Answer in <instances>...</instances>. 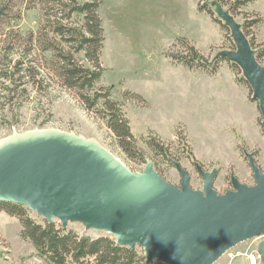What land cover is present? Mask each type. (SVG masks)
I'll use <instances>...</instances> for the list:
<instances>
[{
    "label": "rangeland",
    "instance_id": "rangeland-1",
    "mask_svg": "<svg viewBox=\"0 0 264 264\" xmlns=\"http://www.w3.org/2000/svg\"><path fill=\"white\" fill-rule=\"evenodd\" d=\"M63 1L69 8L60 7L58 0H0V63L15 59L22 49L31 47L29 41L33 38L34 48L28 59L38 58L45 66L42 49L46 44L50 41L56 48L62 47L59 39L46 35L50 23L64 15H60L59 9L68 11L74 5L89 0ZM99 1L98 13L104 29L100 60L105 71L96 88L113 87L112 98L124 104L135 139L131 155L119 146L104 122L88 112L72 95L57 89L37 91L28 77L23 81L27 82L24 87L28 90L23 95H13L4 90L5 86L11 88L12 84L0 79V139L12 135L14 131L25 133L35 129H59L98 140L135 173L143 172L150 160L164 180L178 187L181 176L173 161L180 163L188 172L194 190L203 187L197 165L204 171L218 169L213 187L219 194L233 189L232 175L240 183L253 186L255 181L245 152L253 153L264 171V149L247 145L239 133H222L217 115L210 116L207 125L188 114L183 106L187 94L184 74L176 67L192 71L177 63L178 60L175 63L167 57L168 53L178 58L189 53L185 45L177 42L184 39L212 62L219 52L235 49L230 31L215 22L218 19L216 15L211 17L200 12L198 0ZM200 1L202 5L209 2V8L214 12V6L210 4L214 0ZM223 1L226 10L233 2ZM242 12L235 15L242 26L246 21L255 19L257 14L263 18L261 26L247 29L256 56L260 55L264 45V0L244 7ZM69 23L81 26L84 17L74 15ZM177 34L185 37L177 36L171 41L172 36ZM77 59L84 60L83 55L77 56ZM222 60L218 63L219 67H230L237 82L244 78L237 65ZM260 63L264 66V58L260 59ZM238 83L258 106L252 99L253 93L246 80ZM128 92L140 95L145 102L138 105L127 95ZM258 115V127L264 135L259 107ZM30 216L41 220L32 212ZM54 223L58 228L61 226L59 221ZM67 230L91 239L111 237L106 233L88 231L80 224H69ZM21 231L19 219L0 210V264H51L38 255L29 241L21 238ZM263 239L256 238L238 245L215 264H249L248 256ZM135 250L139 258H144L139 264H160L157 261L148 262L143 248L136 247ZM258 264L263 263L260 261Z\"/></svg>",
    "mask_w": 264,
    "mask_h": 264
},
{
    "label": "water",
    "instance_id": "water-1",
    "mask_svg": "<svg viewBox=\"0 0 264 264\" xmlns=\"http://www.w3.org/2000/svg\"><path fill=\"white\" fill-rule=\"evenodd\" d=\"M210 3L235 44L215 59L240 68L264 131V66L242 25L217 0ZM245 156L255 184L232 175L233 189L219 194L213 187L217 168L197 165L203 187L194 190L175 161L180 187L164 180L150 160L143 172L131 171L94 138L59 129L14 131L0 139V202L24 206L63 229L80 224L106 233L119 246L141 247L148 262L215 264L238 245L264 238V171L253 153ZM258 254L264 264V239Z\"/></svg>",
    "mask_w": 264,
    "mask_h": 264
},
{
    "label": "trees",
    "instance_id": "trees-1",
    "mask_svg": "<svg viewBox=\"0 0 264 264\" xmlns=\"http://www.w3.org/2000/svg\"><path fill=\"white\" fill-rule=\"evenodd\" d=\"M198 1L200 12H205L211 17L215 16L209 8V2L202 5L201 1ZM217 1L223 7L226 5L223 0ZM256 1L258 0H233L227 10L235 17L243 13L244 7ZM58 2L60 7L69 8L63 0ZM100 4L99 0H89L74 5L68 11L62 12V9H59L60 15H64L50 23L46 35L54 36L55 40L59 39L62 47L56 48L47 39L46 42H49L42 49L45 58V66H43L38 58L28 59L34 48V40L30 39L31 47L22 49L15 59L0 63V79L12 84L11 88L5 86L4 90H8L13 95L27 93L28 90L24 87L27 82H23L26 77L33 82L37 91L57 89L72 95L88 112L94 113L104 122L118 140L119 146L126 154L131 155L135 139L124 104L112 98L113 87L96 88L105 71L100 60L104 47V29L98 13ZM74 15H82L84 24L79 26L69 23ZM53 17L55 15L50 16ZM215 22L226 28L219 19H215ZM262 24L263 18L259 14L255 19L244 23L242 29L248 40L247 29ZM177 42L185 45L189 53L180 58L168 53V58L175 63L178 60L177 63L189 71H201L208 75L217 73L218 63L222 58L209 62L188 41L179 39ZM249 42L255 50L253 41L249 40ZM79 55H83L84 60L77 59ZM261 58H264V45L261 54L257 55L259 62ZM242 81L245 79L238 80V82ZM127 95L138 105L145 102L140 95L129 92ZM0 210L19 219L22 226L21 238L29 241L38 255L46 258L51 264H139L140 261H144V258L138 257L136 250L119 246L114 238L91 239L87 236H79L73 231L63 229L62 225L58 228L55 223H49L44 219L39 221L33 219L30 216L31 212L24 206L0 202Z\"/></svg>",
    "mask_w": 264,
    "mask_h": 264
},
{
    "label": "crops",
    "instance_id": "crops-1",
    "mask_svg": "<svg viewBox=\"0 0 264 264\" xmlns=\"http://www.w3.org/2000/svg\"><path fill=\"white\" fill-rule=\"evenodd\" d=\"M177 36L185 37L177 34L172 36L171 41ZM176 69L184 74L187 94L183 106L188 114L198 117L207 125L210 116L217 115L222 133H239L247 145L264 149V135L258 127V106L250 100L248 91L236 81L230 67L220 66L215 75L188 72L182 67Z\"/></svg>",
    "mask_w": 264,
    "mask_h": 264
},
{
    "label": "built area",
    "instance_id": "built-area-1",
    "mask_svg": "<svg viewBox=\"0 0 264 264\" xmlns=\"http://www.w3.org/2000/svg\"><path fill=\"white\" fill-rule=\"evenodd\" d=\"M248 260H249V264H258V263H260L261 260H260L259 254H258V246L255 249V251L253 252V254H250L248 256Z\"/></svg>",
    "mask_w": 264,
    "mask_h": 264
}]
</instances>
